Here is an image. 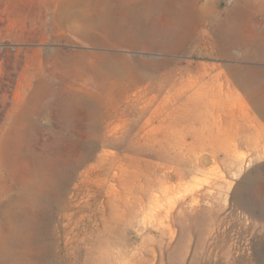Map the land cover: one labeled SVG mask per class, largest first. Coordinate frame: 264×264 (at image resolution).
Returning a JSON list of instances; mask_svg holds the SVG:
<instances>
[{
	"label": "rangeland",
	"instance_id": "rangeland-1",
	"mask_svg": "<svg viewBox=\"0 0 264 264\" xmlns=\"http://www.w3.org/2000/svg\"><path fill=\"white\" fill-rule=\"evenodd\" d=\"M65 1L0 0V204L13 196L22 213L34 211L45 189L37 170L62 178L93 140L76 128L85 112L95 108L102 125L100 156L85 162L91 169L65 202L46 196L38 256L29 260L22 247L20 264H261L253 257H264V175L251 190L236 189L264 163V115L227 68H260L264 88V61L154 50L143 30L136 42L116 33L79 41L80 23L58 17ZM67 51L87 62L93 52L118 55L141 70L148 60L171 63L152 76L102 77L90 63L66 61ZM69 93L94 105L67 104Z\"/></svg>",
	"mask_w": 264,
	"mask_h": 264
},
{
	"label": "bare ground",
	"instance_id": "bare-ground-1",
	"mask_svg": "<svg viewBox=\"0 0 264 264\" xmlns=\"http://www.w3.org/2000/svg\"><path fill=\"white\" fill-rule=\"evenodd\" d=\"M216 3L218 4L217 0H67L60 5L58 17L63 21L71 20L80 23L75 38L95 45L99 44L102 38L106 41L116 39V34H124V37L136 42L135 33L143 30L144 38L151 43L154 50L175 52L189 49L191 52L209 56L224 58L239 56L245 60L264 61V15L261 16L264 10V0H235L234 4L225 11L218 10ZM259 14L261 17L258 16ZM88 28H99L105 34L89 36L86 33ZM79 54L78 51H67L66 61L81 68L86 63H90L93 71L102 77L117 75L136 78L143 71L152 76L157 69L171 63V61L162 59L148 60L144 69L141 70L134 64L125 66L118 55L93 52V59L87 62L80 58ZM55 62L58 65L64 63L58 58H55ZM200 68L203 73H209L208 65H201ZM227 71L236 85L250 97L256 109L264 115L261 69L256 66L231 65L228 66ZM65 103L94 105L91 99L78 93L67 94ZM98 119L99 113L93 108L85 112L84 119L79 120L80 122L76 125L82 136H93V140L83 153L77 156L75 166L70 172L58 179L57 170L48 174L42 169L37 170L40 173L39 183L45 185V189L36 192L34 211L27 209L28 211L22 213L17 204V198L13 196L0 204V264H20L22 247L28 249L29 260L32 261L38 256V251H33V249L36 243L35 234L38 232L37 222L40 212L47 207L46 196L50 195V199L65 202L64 197L69 198L68 196L73 193V188L78 185V182L84 181L86 173L91 169V167L84 166L85 162L96 155L100 156L96 154L97 138L102 126ZM68 130L66 126L61 128L64 134ZM38 166L42 168L40 164ZM263 175L264 163H261L242 177L236 190L240 192L251 190L255 180ZM179 192L181 195V191ZM174 194H177L176 191ZM195 197L192 195V198ZM172 202H170L171 206H174ZM259 209L264 216V202L259 205ZM179 213L182 218L183 209ZM254 253L253 259L255 258L256 263L264 264L262 253L257 250Z\"/></svg>",
	"mask_w": 264,
	"mask_h": 264
}]
</instances>
